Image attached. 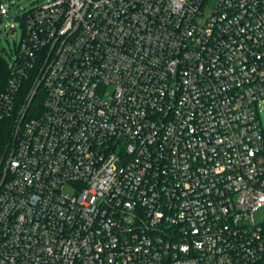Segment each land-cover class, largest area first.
Wrapping results in <instances>:
<instances>
[{"label":"built area","instance_id":"built-area-1","mask_svg":"<svg viewBox=\"0 0 264 264\" xmlns=\"http://www.w3.org/2000/svg\"><path fill=\"white\" fill-rule=\"evenodd\" d=\"M23 20L0 264H264V0H48Z\"/></svg>","mask_w":264,"mask_h":264},{"label":"rangeland","instance_id":"rangeland-1","mask_svg":"<svg viewBox=\"0 0 264 264\" xmlns=\"http://www.w3.org/2000/svg\"><path fill=\"white\" fill-rule=\"evenodd\" d=\"M48 0H7L6 3L10 10L0 20V53H2L7 61L11 63L16 55L17 47L20 45L24 33L22 18L40 4L46 3ZM13 24V25H12ZM32 89V82L26 84L23 89L22 96H26ZM113 87H109L105 94V99L109 101L112 97ZM264 126V112L262 114ZM256 221L260 222L264 219V206L254 212Z\"/></svg>","mask_w":264,"mask_h":264},{"label":"trees","instance_id":"trees-1","mask_svg":"<svg viewBox=\"0 0 264 264\" xmlns=\"http://www.w3.org/2000/svg\"><path fill=\"white\" fill-rule=\"evenodd\" d=\"M23 23H24V20H23ZM9 76H10L9 63H7L4 55L0 53V95L5 90L6 83L8 81ZM23 89H22V92H23ZM14 124H15L14 116L0 121V152L2 151V149H4V147L10 141Z\"/></svg>","mask_w":264,"mask_h":264}]
</instances>
